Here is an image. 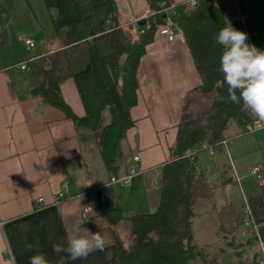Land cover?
<instances>
[{
    "label": "crops",
    "instance_id": "crops-1",
    "mask_svg": "<svg viewBox=\"0 0 264 264\" xmlns=\"http://www.w3.org/2000/svg\"><path fill=\"white\" fill-rule=\"evenodd\" d=\"M192 1H158L159 8H152L149 0H113V15L120 26H133L157 11L172 12L177 4L192 8L200 0H196V5ZM216 1L227 24L246 33V43L264 50V0ZM166 2H171V6L166 7ZM44 5V0H0V35L6 39L0 46V264H13L8 251L15 264H30V257L37 254L45 255L50 264H57L60 256L65 258V264H112L117 256V239L129 244L131 224L127 217L156 209L155 201L150 200L152 188L159 193L161 169L175 157L179 127L188 114V103L195 96L202 98L207 94L198 90L202 78L184 35L176 32L170 41L156 32L140 59L137 103L130 108L134 126L120 142L119 172L110 173L95 132L104 124L114 123L119 113L127 109L111 61L110 5L106 1L98 3L85 18L89 62L84 71L60 85V95L73 113L88 119L84 130L62 109L45 104L30 93L39 56L62 46L52 23L55 11L45 5V13ZM25 38L35 42L33 49H28ZM24 64L28 68L23 69ZM263 128L261 124L244 131L232 122L225 139L243 136L227 147H217L215 155L208 150L196 155L199 170L215 189L225 187L231 193L237 188L243 194L245 205L238 214L250 220L251 234L258 245L246 257L235 254L236 264L247 263L255 255L259 259L260 245L264 243V196L260 188L248 194L236 168L259 145V137L258 142L251 141L249 133ZM135 156H139L138 161ZM201 156H209L212 165L203 163ZM131 167H137L139 173L128 185L107 186L113 176H122ZM260 169L264 175V168ZM65 181L69 183L68 192L62 193ZM258 182L260 187L259 179ZM57 196L61 197L59 201L55 200ZM41 197L45 199L44 206L37 208L36 201ZM102 200L125 218L112 223ZM232 205L219 208L211 199V210L215 212L228 206L234 209ZM83 221L81 227L101 233L103 251H93L86 259L75 261L67 253L57 255L53 244L66 247L69 232ZM200 245L208 249L211 244Z\"/></svg>",
    "mask_w": 264,
    "mask_h": 264
},
{
    "label": "trees",
    "instance_id": "trees-1",
    "mask_svg": "<svg viewBox=\"0 0 264 264\" xmlns=\"http://www.w3.org/2000/svg\"><path fill=\"white\" fill-rule=\"evenodd\" d=\"M104 1L108 2L112 13L111 61L127 104V109L119 113L114 123L104 124L95 132L110 173L119 172L120 142L126 131L134 126L130 108L137 103L140 59L156 32L161 34L162 29L171 26L184 35L202 78L198 90L213 96L201 116L189 119L186 114L183 118L174 150L175 157L161 169L159 203L152 212L127 217L131 224L129 244L125 245L117 239L118 251L112 264H219L216 256L209 257L205 245L195 241V204L199 200H211L215 187L199 170L197 157H192L190 152L194 149L201 151L204 142L221 148L220 143L232 122L244 131L256 127L252 115L243 110L242 102L236 105L216 99L217 94L227 96V85L222 84L223 74L219 71L223 46L215 42L218 32L227 25L223 9L216 0H200L192 8L177 4L172 12L157 11L146 19L145 25L137 23L123 27L113 15V0H44L48 10L55 11L52 23L56 35L62 39V46L55 52L39 56L30 93L43 103L62 109L78 125L88 126V119L73 113L60 95V85L66 78L85 70L89 62V30L85 18L93 12L95 5ZM149 1L152 8H159L157 2L166 0ZM165 6L170 7L171 2H166ZM1 35L0 46L6 40ZM260 189L264 196V180ZM101 205L112 223L125 218L118 209L108 207L105 201L102 200ZM231 208L228 206L217 212L224 233H232L239 228L233 221L243 219L241 225L246 221L245 216ZM225 210L229 214L223 218ZM253 238L256 239L254 235ZM258 263L255 255L249 262L243 261L241 264Z\"/></svg>",
    "mask_w": 264,
    "mask_h": 264
},
{
    "label": "clouds",
    "instance_id": "clouds-1",
    "mask_svg": "<svg viewBox=\"0 0 264 264\" xmlns=\"http://www.w3.org/2000/svg\"><path fill=\"white\" fill-rule=\"evenodd\" d=\"M247 34L236 30L229 22L215 37V42L223 46L219 71L223 74L222 84L227 85V96L217 94L219 102L240 105L259 122H264V50L246 43ZM76 224L67 236V246L53 244V251L59 255L67 253L69 259H86L93 251H103L104 238L101 233ZM30 264H50L45 255L30 257ZM57 264H65L60 256Z\"/></svg>",
    "mask_w": 264,
    "mask_h": 264
},
{
    "label": "rangeland",
    "instance_id": "rangeland-1",
    "mask_svg": "<svg viewBox=\"0 0 264 264\" xmlns=\"http://www.w3.org/2000/svg\"><path fill=\"white\" fill-rule=\"evenodd\" d=\"M43 7L45 9V13H48L45 5ZM37 14L40 16L42 15V12L39 11L37 12ZM42 24L43 22H41L40 25ZM211 98H212V94L209 95L207 94L202 98L200 96H195V98H193L190 101V103H188L187 115L189 119H196L199 116H201L202 112H204L209 107ZM252 121L254 124H256L255 126L264 124V122H259L253 116H252ZM80 126H81L80 129L83 130L87 129L84 128V125L82 124H80ZM249 127H251V125H249ZM254 134L258 136H255ZM241 136L233 137L231 143ZM248 136L251 139V141H255V142H258L257 138L259 137V142H258L259 145L256 144L255 150L248 153L246 157L242 160V163H237L236 168L237 170H239L238 173L240 178L239 180L241 183L244 184L245 191L249 194L250 193L249 191L260 188L258 179H256L252 171L249 172L248 170L250 166L252 167L259 166L260 168H264V130L251 131ZM93 140L95 142L94 137ZM203 153H207V152L202 151L201 154ZM201 158L203 163L212 165L209 156H207L206 158H203L201 156ZM233 161H235V159ZM233 190H234L233 192L229 193L230 191L226 190L225 187L214 189L213 201L217 206H219V208H221L222 206L228 203H232L234 212L238 214V212L242 210L243 208L242 206L245 205L244 204L245 201L241 191H239L237 188ZM150 200L155 201L154 208H156L159 200V193L158 190H156V188H152ZM194 209L197 214V217L194 222L195 241L200 244H204V243L211 244L208 245L209 248L207 249V251L210 254L209 257H212V255L216 256L217 261H219L218 262L219 264H236L237 256L235 254H237L240 257H246L248 252L254 250L255 247H257L258 243L256 239L253 238V235L251 234V230L249 227L250 225L248 226L246 224L247 221H245V224L243 225H241L242 224L241 220L243 219H238V222L237 220L233 221L235 225L239 226V228L235 230L233 233L230 234L229 232L224 233L221 230L222 228L220 226V216L218 217L217 215L218 213L215 212L214 210L213 211L211 210V200H204V199L199 200L195 204ZM152 210H150L149 212H151ZM228 214L229 212L225 210V213L223 214L222 217L226 218ZM198 264H204V263L199 262Z\"/></svg>",
    "mask_w": 264,
    "mask_h": 264
},
{
    "label": "built area",
    "instance_id": "built-area-1",
    "mask_svg": "<svg viewBox=\"0 0 264 264\" xmlns=\"http://www.w3.org/2000/svg\"><path fill=\"white\" fill-rule=\"evenodd\" d=\"M193 5L197 4L196 0L192 1ZM143 32V31H142ZM161 34L165 35L170 41L174 40L175 36H176V30L175 28L169 26L166 27L165 29L161 30ZM25 44L28 47L29 50L33 49L35 47V42L31 39V38H25ZM23 69L28 68V66L26 64L22 65ZM231 143L230 139H223L220 143L221 146L223 147H227L229 144ZM201 150H208L210 152L211 155H215L217 153V147L214 145H211L208 142H204L203 145L201 146ZM200 152V149H194L193 151L190 152V155L192 157H195L198 153ZM135 161L139 160V156H135L134 157ZM139 173V170L137 167H131L124 175L122 176H113L110 180V182L107 184V186L114 184V183H122L123 185H128L130 180ZM252 173L257 177V179H259L260 181L264 180V175H262L261 173V169L259 167H254L252 170ZM68 186L69 183L68 181H65L62 185V193H66L68 192ZM61 197L57 196L55 198L56 201H59ZM45 203V199L43 197L39 198L36 201V207L37 208H41L44 206ZM85 213L87 212V209L84 210ZM249 211V208H247V212ZM247 221V225H250V220L246 219ZM2 225V223L0 222V226ZM260 258H259V263L258 264H264V243H262L260 245ZM10 259L12 260L13 264V257H12V253L10 251H8Z\"/></svg>",
    "mask_w": 264,
    "mask_h": 264
},
{
    "label": "water",
    "instance_id": "water-1",
    "mask_svg": "<svg viewBox=\"0 0 264 264\" xmlns=\"http://www.w3.org/2000/svg\"><path fill=\"white\" fill-rule=\"evenodd\" d=\"M145 24H146V21H145V20L139 22V25H141V26H142V25H145ZM101 196H102V193L99 192V193H98V197H99V199H101Z\"/></svg>",
    "mask_w": 264,
    "mask_h": 264
}]
</instances>
